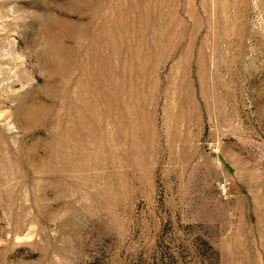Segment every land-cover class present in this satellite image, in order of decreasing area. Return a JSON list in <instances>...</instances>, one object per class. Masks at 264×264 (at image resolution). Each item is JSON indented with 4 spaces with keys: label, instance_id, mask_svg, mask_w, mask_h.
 I'll return each mask as SVG.
<instances>
[{
    "label": "rangeland",
    "instance_id": "obj_1",
    "mask_svg": "<svg viewBox=\"0 0 264 264\" xmlns=\"http://www.w3.org/2000/svg\"><path fill=\"white\" fill-rule=\"evenodd\" d=\"M0 264H264V0H0Z\"/></svg>",
    "mask_w": 264,
    "mask_h": 264
}]
</instances>
